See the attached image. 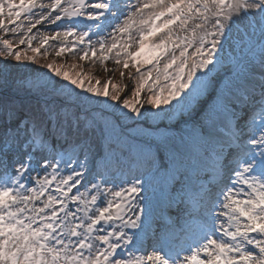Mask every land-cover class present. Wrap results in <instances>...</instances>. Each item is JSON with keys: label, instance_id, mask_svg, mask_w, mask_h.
Listing matches in <instances>:
<instances>
[{"label": "snow or ice", "instance_id": "1", "mask_svg": "<svg viewBox=\"0 0 264 264\" xmlns=\"http://www.w3.org/2000/svg\"><path fill=\"white\" fill-rule=\"evenodd\" d=\"M0 264H264V0H0Z\"/></svg>", "mask_w": 264, "mask_h": 264}, {"label": "rangeland", "instance_id": "2", "mask_svg": "<svg viewBox=\"0 0 264 264\" xmlns=\"http://www.w3.org/2000/svg\"><path fill=\"white\" fill-rule=\"evenodd\" d=\"M33 46H36L35 42L33 43ZM78 60H79L78 57L76 58V60H74V59H72L70 57H67L66 59L65 58L55 57L54 52H52V50H50V55L47 58V60L42 59L41 62L42 63H47V62L54 61L57 65L64 64L65 65V69L64 70H66V71H77L78 68H80V67H77L76 69L73 70L71 68V65H73V64H76L78 66L82 65L83 61H80V60L78 61ZM118 67H119V69H117ZM84 68H86V67H83L84 73L86 75H89L88 70H86ZM105 69H108L109 71L106 72ZM120 69H122L123 72H125L123 79L121 78V75H120V73H121V71H119ZM80 70H81V68H80ZM130 72L134 74L135 73V69H133L131 67L129 69H123L122 65L121 66L115 65V63L112 62V61L106 62V64L103 65V66H101L99 63H97L95 65H92V73L96 76L95 78H98L101 82H104V81H106L108 79L109 75H111L112 83H114V84H116L118 86H123L125 84L130 83V80H129V73ZM17 75H22V73H18ZM92 82L95 83V79ZM85 83H88V81H85ZM132 83L134 84L135 82L132 81ZM172 122L173 121H170V120H164L163 123H161L160 121H149L148 123L149 124H158V125H166L167 126V125L171 124ZM131 126L134 127V125H131ZM144 127H148V125H144ZM161 128H163V126H161ZM167 130L168 129L158 131L157 128H153L152 129L154 135H158L159 133L166 132ZM111 164L112 163H110V167H111ZM125 171H126V169H125ZM170 213L171 214L172 213L173 214H177L173 210H171ZM152 243H153V240H152V237H151L150 240H148L146 242V247L150 248V250H151ZM150 250H148V251H150Z\"/></svg>", "mask_w": 264, "mask_h": 264}, {"label": "bare ground", "instance_id": "3", "mask_svg": "<svg viewBox=\"0 0 264 264\" xmlns=\"http://www.w3.org/2000/svg\"><path fill=\"white\" fill-rule=\"evenodd\" d=\"M170 209H172V208H168V207H166V206L155 207V208L153 209V215H154V217H156V218H160L161 216H164V214H167V213L169 212ZM149 234H151V231H149V232L147 233V235H145V236L143 237V244L146 242V238H147V236H148Z\"/></svg>", "mask_w": 264, "mask_h": 264}]
</instances>
